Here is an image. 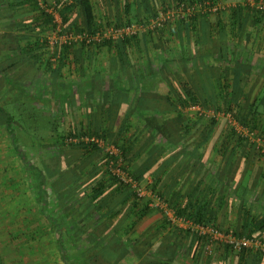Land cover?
Here are the masks:
<instances>
[{"label": "crops", "instance_id": "0c3cea01", "mask_svg": "<svg viewBox=\"0 0 264 264\" xmlns=\"http://www.w3.org/2000/svg\"><path fill=\"white\" fill-rule=\"evenodd\" d=\"M129 3L156 5L154 0ZM238 4L244 5L233 3ZM5 5L8 2L0 7V62L8 57L9 39L44 40L40 30L8 31ZM203 21L189 31L183 24L174 25L160 57L145 36L127 49H75L64 67L59 66V55L51 59L50 67L44 62L48 51L33 54L32 60L28 53L24 62L28 67L9 71L15 77L9 87L8 69L1 65L0 109L8 115V104H21L56 114L58 123H67L66 129L59 126L58 134L103 129L109 137L126 138L133 146L124 167L143 177V187L152 185L162 194L170 210L183 212L175 213L177 218L190 221L186 216L193 208L225 233L264 239V157L255 156L248 143L241 148L230 120L244 127L226 113L230 104L240 119L255 113L264 122V27L249 28L253 24L249 20L240 35L216 29L204 36ZM25 23L28 20L21 22ZM175 62L184 68H172ZM195 73L199 81L193 80ZM186 82L201 95L208 89L215 94L217 107L226 110L207 109L217 121L215 127L200 122L189 134L179 127L202 119L192 106H180L178 113L173 109L177 97L171 91L178 94ZM7 115L0 112V264H112L118 251L131 247L147 250L144 256L150 260L141 264H264L257 251L235 252L220 243L210 246L188 230V223L170 222L150 203L145 212V205L111 175L103 152L88 154L74 145L37 151L27 145L23 153L12 149ZM146 118L171 127L170 140L148 128ZM20 136L29 139L26 131ZM100 249L105 255H95Z\"/></svg>", "mask_w": 264, "mask_h": 264}, {"label": "trees", "instance_id": "16d2710c", "mask_svg": "<svg viewBox=\"0 0 264 264\" xmlns=\"http://www.w3.org/2000/svg\"><path fill=\"white\" fill-rule=\"evenodd\" d=\"M68 0L64 1L63 3H58L59 5H69L67 7L64 8V10H62V14H63V20L61 22L60 25V29L58 31L59 34H63V33H68L71 30H75L77 29V31H84L86 30L87 32H89L90 34H95L96 33V27L98 26L97 24V20H96V16H95V12H94V8L92 6L91 0H75L73 3L68 4L67 2ZM193 0H191L192 2ZM249 2V0H247ZM255 3H259L262 0H253ZM264 1V0H263ZM6 2H8V21L14 19L16 21V24H14L12 27L13 28H17L18 30H27L28 28H30L29 23H25V24H21L22 22V17L18 16V15H13L15 13V7H20L23 5H29L32 6L35 9H39L38 5H40L39 0H13L11 2H9V0H0V7L5 4ZM184 2H186L185 0H178L177 3V8L180 7L181 5L185 4ZM194 2H198L201 6L206 7L207 5H209L208 7L210 9L213 8V5L215 6V4L218 3V0H195L192 2V4ZM211 3V4H209ZM243 4H238V5H232L228 8H223V9H219L217 10L215 13H210V14H204L203 15V31H204V36L205 35H209L211 36L212 33L214 32V30L218 29V31H216V33H221V34H228L229 31L231 33H235L236 34H241L243 32H246V26L247 25V21L251 20L252 21V26H249V28L253 27V29H260V26L264 27V11L261 9H258L257 7H250V3H244ZM57 5V2L55 3V6ZM124 10L125 13L127 15H130V10H131V4H124ZM80 7V9L82 10L83 13V24L80 25L79 23H77V21H73L71 23V19L69 18V13L72 12V9L74 10L76 7ZM41 12L43 13V11L41 10ZM215 15L214 20L212 19V15ZM43 18L44 20H42V22L48 26H51L53 28L57 29V24L54 21V18L51 15H47L46 13H43ZM178 20L179 23L182 25H184L186 30H191V28H195V23H197L201 16L197 15V13H192L190 14H184V15H180L178 16ZM140 24H142L140 22ZM55 25V27H54ZM144 25V23H143ZM11 27V28H12ZM122 26L119 25L117 26V28H121ZM58 30V29H57ZM223 38V37H222ZM12 39V38H11ZM138 39L137 36H132V37H125L121 40H103L101 41V43H98V46H95V44H91L92 48H99V47H109V48H124L127 49L129 48L134 40ZM151 39V38H150ZM28 42L26 43V46L23 45L22 43V39L21 37H16L13 38V40H8L7 42V51H8V57L5 59H3L0 62V67L1 65H5L6 69H8V87L11 86V83L13 82L14 78L9 76L10 70L19 68V65H23V66H27L30 65L29 62L28 63H24L27 61V57H28V53L29 54H39L41 53V55H43L46 51H48L49 53V58L46 59L44 62L46 63L47 66L52 67L54 62L51 61L52 58L56 57L57 55H59V57L57 56V61L59 62V66L60 67H64V66H68L70 64V56L71 54L74 55V47L75 43L71 42V44L69 43H62V47H60V49H56V52L51 54L50 50H49V44L48 41H41L40 38H37L36 40L30 41L29 38L26 39ZM60 42V41H58ZM167 42V41H166ZM23 45V46H22ZM91 45H87L86 43H82L80 44V49H85V48H89L91 47ZM78 49V48H77ZM60 51V53L57 52ZM74 50V51H73ZM73 51V52H72ZM58 53V54H57ZM39 56V55H37ZM158 57H160V55H158ZM227 57V56H226ZM226 59V58H225ZM36 64L40 67V65L43 64L42 59H36ZM227 60V59H226ZM38 62V63H37ZM35 65V64H34ZM33 66V65H32ZM183 86V90L180 91L178 94L175 93V91H171V93H174V97H177L174 99V104H173V109L178 113L180 112V109H178L180 106L182 109L186 108V107H190L191 105H201L203 108H209V107H214L217 108L216 110H219V107H217V98H215V94H211L210 91H208V89H203V93L205 95H201L198 93L197 89H195L193 86H191L189 83H184L182 84ZM200 91V90H199ZM183 93V94H182ZM176 95V96H175ZM199 99H203L205 101V105H203L201 103V101ZM215 100V101H214ZM135 103V100H134ZM133 104H130L129 106V110L128 113L126 114L125 118H127L130 114V111L132 110ZM29 108V107H27ZM238 108V107H237ZM227 112H232L234 117L240 122V124L244 127L247 128L248 130H250L251 132H254L256 134V136L258 138H260L262 140V142H264V122L257 120L255 117V113L252 114L251 118H246L245 119H240L239 115H236V112L233 110V107L228 104L227 106ZM253 109V107H252ZM9 110V109H8ZM0 112L6 114V111L2 108L0 109ZM46 112V113H45ZM28 114H26V116L24 115L23 117H20L19 120L15 118V116L10 113L8 111V115H7V119H8V134H11L14 138H15V145L18 144L19 142V133L17 130H26L27 135L30 137L31 140L34 141L33 138H31L30 136V127L27 125V120L30 119L32 123H37V117L38 114H47V111L43 110L42 108H29V111L27 112ZM49 115V114H48ZM54 114H50V116L52 117ZM55 125L53 126V131L48 132L46 138L43 140H41V136H40V140L42 141V144L40 145H36L37 147H42V148H46L49 149L51 148L50 146L53 145H60L62 147L67 148L68 145L71 146H77L80 147L83 150H86V152L88 154H94V153H102V151L94 144H88V143H84L83 141L79 140V143H72V141H70L71 139H81L82 136H96V137H100L102 139H104L107 142H112L122 153V158H123V163L125 164V161L127 162L128 160L126 159L128 157V152L131 148V146H133L132 144H130L128 142V140L126 138L123 137H116L115 135L112 136H107L106 133H104L101 129L100 130H95L88 133H81V135H78L77 133H75V131H71L68 133H61L58 134V131L60 130L59 127V123H58V116L55 114ZM146 126L150 129H153L155 132H157L158 135H160L164 140H170V138L173 135V131H171V127H169L167 124L164 123H160L159 121L155 120L154 118H146L144 120ZM200 122H202V119L198 120V121H193L192 119L188 120L186 123H182L181 129L184 131V134H189L191 132L192 129L198 128V125L200 124ZM214 120H212V126L214 125ZM36 130L39 129L38 126H35ZM58 129V130H57ZM57 130V131H56ZM38 132V131H37ZM241 142H239V145L241 146V148H244V144H249V146H251V148L255 151V156L260 157L263 156L264 157V151L262 147H259L258 144L256 142H250L249 140L242 138L241 136L237 137ZM229 141V139H226ZM264 145V144H263ZM16 150L18 151V146L16 147ZM106 156V155H105ZM123 169H126L123 165ZM64 172V170H59V173ZM46 173L47 176L46 177H50L52 175V172L49 171V169H46ZM132 176L140 183H141V179L143 177L138 176L137 174L131 173ZM121 187L127 188L128 189V193H130L131 196H133L135 198V200H137L139 203L145 205L143 208H145V212L146 210H149V202L148 201H144V200H140L138 197H136V195L134 194V192L131 189V186L129 185H123V184H119ZM146 188L150 189L151 191H155V193L161 197V199H163L164 201H167L166 198L160 194L159 192H156V190L153 188L152 185H146ZM98 192H102V189L97 190ZM175 210V209H173ZM175 213L178 215L183 216V212L181 211H175ZM178 215V216H179ZM186 219L190 220L191 222L195 223V224H200V225H211L214 227H217L216 225H213L211 220H208L206 217H204L202 215V213L196 212L195 210H191V212L189 213L188 216H186ZM264 226V225H263ZM190 232V231H189ZM239 237H242V235H237ZM86 237V235H85ZM198 238V237H197ZM249 238H260L257 235H249ZM199 240H203V242H205L206 240L208 241V239L206 237H199ZM264 240V239H263ZM227 248V247H226ZM230 248V247H229ZM212 252V251H211ZM210 252V253H211ZM147 253V250H142L140 248H136V247H131L127 252L125 251H118L114 257L110 260V262L112 264H141L142 261L145 260H150L147 257H145L144 255ZM97 254H103L105 255V250H98V252H96L95 255ZM149 254V253H148ZM151 255L154 254V251L150 252ZM83 261H86L83 260ZM150 264H158V263H150Z\"/></svg>", "mask_w": 264, "mask_h": 264}, {"label": "rangeland", "instance_id": "374dc122", "mask_svg": "<svg viewBox=\"0 0 264 264\" xmlns=\"http://www.w3.org/2000/svg\"><path fill=\"white\" fill-rule=\"evenodd\" d=\"M66 0H39L40 5H38L39 9H35L32 6L29 5H23L20 7H15V13L13 15H18L22 17V21L24 20H28V23L31 24L30 28H28L26 31L30 30V33H32V30H40V34H42L43 36V41L47 40L48 44H49V50H56L58 47V49H60V45H62L63 43V37H69V36H73L76 37L80 34L83 33H87L90 34L89 32H87L86 30L84 31H77V29H73L71 31H69L67 34L63 33V34H59L58 30L56 28H53L51 26H48L46 24H43L45 26H41L39 23H43L42 20H44L43 18V13L47 14V15H51L53 18L58 17L61 22L63 20V12L62 10H64L65 7L69 6V5H59L58 3H63ZM75 0H68V4L73 3ZM131 0H91L92 6L94 8V12H95V16H96V20H97V24L98 26L96 27V33H104L106 31V29L108 28H115L117 29V26L121 25V28H127V27H131V26H136L139 27V25H146L145 29L140 30V32L137 33V37L140 36H145L148 40V37L151 38V46L150 49L151 50H156L155 52L158 53V55L162 52L165 48L168 47V41L165 42L164 39L166 37H168V34L172 31V29L174 28V25L179 24V18L178 16H173L172 14L176 15V9H177V3L178 0H154L156 2V5H132L131 4V10H130V15H127L125 13L124 10V4L125 3H129ZM186 2L185 5L189 6V7H196L194 13H197V15H200L201 18H203L204 14H210V13H215L214 11H212L207 5L206 7L201 6L198 2H194L192 4L191 0H185ZM235 1H241V3H249L247 0H218V3L215 4V6L213 5V9L218 8V9H223V8H228L230 6L233 5V3H235ZM57 2V5L55 6L54 4ZM130 4V3H129ZM211 4V3H209ZM245 5V4H244ZM7 6V5H5ZM10 6V5H8ZM250 7H256V6H252L250 5ZM41 10L43 11V13L41 12ZM211 11V12H210ZM210 12V13H209ZM69 18L71 19V23L74 21H77V23H79L80 25L83 24V13L82 10L80 9V7H76L74 10L72 9V12L69 13ZM212 15V14H211ZM205 16V15H204ZM212 19H214L215 15L211 16ZM200 18V19H201ZM140 22L142 24H140ZM158 23V22H162V26L160 28H155V29H148L147 27L151 25V23ZM16 24V21L14 19L9 20L8 21V31H12L15 30V32H18L17 28H13L12 25ZM12 27V28H11ZM55 27V25H54ZM34 28V29H33ZM120 29V28H119ZM3 31V30H2ZM21 32V30H20ZM18 35V34H17ZM156 42H155V40ZM168 39V38H167ZM60 41V42H58ZM23 45L26 46V42L22 40ZM134 44H138V43H134ZM96 46H98V43L95 44ZM94 45V46H95ZM92 46V45H91ZM74 49H80V43H75V46L73 45ZM91 47L87 48L88 50ZM92 49V48H91ZM30 60L33 59V55L29 58ZM166 59V55L162 54V60ZM177 62L173 63L174 65L172 66V68L174 67L175 70L178 68H184L182 67L183 64L182 62H178L179 65H182L180 68L177 67L178 63ZM181 70V69H180ZM185 70V69H184ZM199 76L198 74H194L193 80L195 81H199ZM178 86V84H177ZM178 88V87H177ZM10 99V98H9ZM12 99V98H11ZM194 106V105H191ZM202 107V106H201ZM224 108V107H223ZM222 107L219 108V110H224V112H226L225 109H223ZM8 111L10 113H12L16 119L19 120L20 117H23L24 115L26 116V114H28L27 112L29 111V108H24L21 106V104H8ZM211 111V109L204 107L203 110H206V112L208 113V110ZM213 112H218L219 110H216L217 108L212 107ZM228 113V112H226ZM232 116L234 117L233 113L231 112ZM198 115V114H196ZM194 115L196 118L199 116ZM210 114H208V116H199L200 118H202V122H205V125L211 126V127H215L216 125L212 126V119L211 116H209ZM237 115V114H236ZM235 118V117H234ZM235 120H237L235 118ZM55 116L53 115L52 117L50 116V114H38L37 117V123H32L30 119H28L27 125L30 127V136L31 138L34 139L31 140L30 137L28 136V140L27 139H23L20 135L24 134V131L26 130H17L19 135V142L17 145H15V138L9 134L8 135V146H11L12 149H14L13 147H17L22 151L23 153V148L22 147H28L27 145L30 146V148H33L34 151L39 150V147H37L36 145H40L42 144V141H44V139L46 138L48 132L52 131L55 133V131H53V126L55 125ZM238 121V120H237ZM217 122V121H215ZM66 122H60L59 126L60 127H64L66 129ZM38 126L39 129L36 130L35 126ZM58 130V129H57ZM56 130V131H57ZM38 131V132H37ZM41 136V140L39 139ZM223 141V139H221ZM224 141H226V139H224ZM36 144V145H35ZM29 148V147H28ZM26 150V149H25ZM15 152V151H14ZM18 153H16L17 155ZM19 155V154H18ZM17 155V156H18ZM166 216V215H165ZM161 264V263H160Z\"/></svg>", "mask_w": 264, "mask_h": 264}, {"label": "built area", "instance_id": "2783aa9c", "mask_svg": "<svg viewBox=\"0 0 264 264\" xmlns=\"http://www.w3.org/2000/svg\"><path fill=\"white\" fill-rule=\"evenodd\" d=\"M250 5L256 6L258 9L264 11V1H260L259 3H255L253 0H249ZM55 5V4H54ZM196 7L192 6L189 7L185 4L181 5L176 9V15L172 14L173 16H180L184 14H192L194 13ZM212 11L216 12L219 10L218 8L211 9ZM55 23L57 24V29L59 31L61 20L55 16L54 18ZM146 25H139V27L131 26L125 27L120 29L115 28H108L106 31L102 33H95V34H80L76 37L69 36L63 37V43H86L87 45H91L94 43H101V41L107 40H121L125 37H132L137 35L140 30H144ZM162 26V22L158 23H151L150 26L147 28L152 30L155 28H160ZM191 110L196 111L201 116H208L206 111H204L200 106H192ZM213 118V117H212ZM231 119V118H230ZM230 123L233 124L234 130L242 137L250 142H256L259 147L263 148L264 145L262 144V140L256 136L254 132H251L247 128H242L241 126L237 125L233 119L230 120ZM79 140L83 141L84 143H90L96 145L107 157V165L111 175L116 179V181L123 185L131 186L132 191L140 200L148 201L150 206L156 209L161 210L166 217H168L170 222H184L185 224H189L188 230H190L196 237H206L209 241V245L214 246L215 244H223L225 246L230 247L232 251L235 252H242L246 250H253L257 251L261 255L264 256V240L262 238H249V237H239L230 233H225L221 231L219 228L211 226V225H200L195 224L191 221H187L184 218H177L175 216V212L171 209L166 201L161 199L156 193L149 190L146 187H143L133 176L130 172L126 169H123V160H122V153L121 151L111 142H107L104 139L96 136H82L81 139H71L72 143H79ZM212 247H208V252H211Z\"/></svg>", "mask_w": 264, "mask_h": 264}]
</instances>
